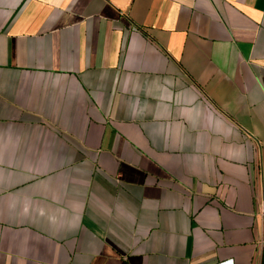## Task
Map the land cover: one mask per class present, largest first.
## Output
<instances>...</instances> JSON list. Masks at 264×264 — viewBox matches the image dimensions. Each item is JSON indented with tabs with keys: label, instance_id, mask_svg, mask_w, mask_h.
<instances>
[{
	"label": "crops",
	"instance_id": "obj_1",
	"mask_svg": "<svg viewBox=\"0 0 264 264\" xmlns=\"http://www.w3.org/2000/svg\"><path fill=\"white\" fill-rule=\"evenodd\" d=\"M0 264H264V0H0Z\"/></svg>",
	"mask_w": 264,
	"mask_h": 264
}]
</instances>
